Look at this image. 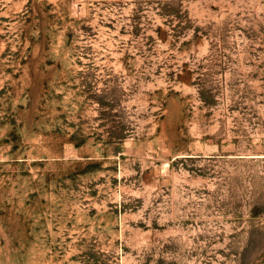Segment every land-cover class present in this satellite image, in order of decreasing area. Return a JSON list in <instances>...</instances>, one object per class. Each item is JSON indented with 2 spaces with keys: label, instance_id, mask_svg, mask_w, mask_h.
Masks as SVG:
<instances>
[{
  "label": "rangeland",
  "instance_id": "374dc122",
  "mask_svg": "<svg viewBox=\"0 0 264 264\" xmlns=\"http://www.w3.org/2000/svg\"><path fill=\"white\" fill-rule=\"evenodd\" d=\"M0 264H264V0H0Z\"/></svg>",
  "mask_w": 264,
  "mask_h": 264
}]
</instances>
